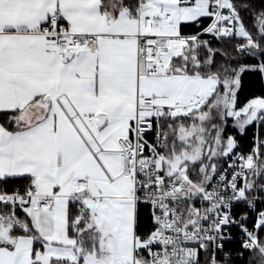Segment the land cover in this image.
Here are the masks:
<instances>
[{
	"label": "snow or ice",
	"instance_id": "snow-or-ice-1",
	"mask_svg": "<svg viewBox=\"0 0 264 264\" xmlns=\"http://www.w3.org/2000/svg\"><path fill=\"white\" fill-rule=\"evenodd\" d=\"M0 264H264V0H0Z\"/></svg>",
	"mask_w": 264,
	"mask_h": 264
}]
</instances>
